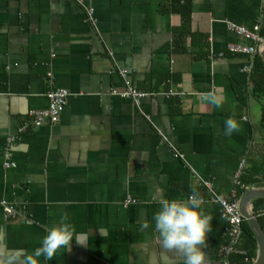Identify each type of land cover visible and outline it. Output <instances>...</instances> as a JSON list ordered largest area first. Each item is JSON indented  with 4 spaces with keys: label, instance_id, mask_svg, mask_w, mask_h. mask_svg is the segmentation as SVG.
Returning a JSON list of instances; mask_svg holds the SVG:
<instances>
[{
    "label": "crops",
    "instance_id": "1",
    "mask_svg": "<svg viewBox=\"0 0 264 264\" xmlns=\"http://www.w3.org/2000/svg\"><path fill=\"white\" fill-rule=\"evenodd\" d=\"M168 1L0 0V203L20 212L8 219L0 206V264H184L156 231L161 198L207 199L198 178L227 195L264 162L247 61L217 57L244 42L226 22L253 26L264 0H193L185 50L176 51L181 19L163 11ZM120 69L150 94L139 107L111 94L125 88ZM54 89L69 93L64 111L33 127L28 113L46 109ZM230 117L239 130L228 136ZM126 198L136 204L125 208ZM202 206L213 216L206 264H222L218 206ZM65 218L76 237L69 249L35 257Z\"/></svg>",
    "mask_w": 264,
    "mask_h": 264
},
{
    "label": "built area",
    "instance_id": "2",
    "mask_svg": "<svg viewBox=\"0 0 264 264\" xmlns=\"http://www.w3.org/2000/svg\"><path fill=\"white\" fill-rule=\"evenodd\" d=\"M87 16L88 19L93 22V10L91 8H87ZM259 23V20L256 21L255 25H253V27L250 29L245 26L226 22L227 31L238 36L244 42L227 44L225 52L218 53L217 57L222 58L226 54H229L231 56H243L245 58L247 57V64L242 67V71L250 74L253 67V59L255 55L259 53L261 44L264 42L262 37L259 35ZM209 54V58L214 57L211 51ZM117 72V74L122 79L125 88L120 92L112 91L111 94L117 95L123 99L131 100L137 107H139L140 100L144 97L149 96L150 94L136 90L131 85L126 70L120 69ZM68 97L69 93L64 89H54L49 91L46 95V98L48 100L47 108L43 110H32L28 113V118L31 125L37 128L41 127L44 124L55 123L64 111ZM174 153H176L179 158H183V155L178 153L175 149ZM4 166L6 168H9L14 167L15 165L13 163H5ZM242 166L243 163L238 169V174L239 172H241ZM197 186L199 187L201 192L203 191L207 194V199L203 198L202 204H204L205 202H210L218 206V208L220 209L221 217L226 223L224 230L226 235V242L218 247L217 257L222 264H229V258L232 254L243 253L239 249H237L238 243L242 236V221L244 219L242 218L239 211V200L236 198V191L233 190L227 195L219 194L215 190L211 182L199 178L197 179ZM122 204L126 208L129 205L136 204V200L132 198H126ZM0 206L2 208L4 216L8 219L14 218L20 213L16 205L8 204L6 201H2L0 203Z\"/></svg>",
    "mask_w": 264,
    "mask_h": 264
},
{
    "label": "clouds",
    "instance_id": "3",
    "mask_svg": "<svg viewBox=\"0 0 264 264\" xmlns=\"http://www.w3.org/2000/svg\"><path fill=\"white\" fill-rule=\"evenodd\" d=\"M212 103L220 106L214 96ZM238 130L234 119L228 118L225 134L231 136ZM202 203L203 197L197 192H193L188 198H161L160 207L153 217L163 247L182 253L184 264H206L207 255L203 249L206 247V235L212 231L213 216L205 211ZM74 231L73 225L67 223L65 218L43 237L41 246L34 252L35 257L44 256L51 260L62 247L69 249L75 237ZM76 241L83 244L77 239ZM31 264H35V261H31Z\"/></svg>",
    "mask_w": 264,
    "mask_h": 264
},
{
    "label": "trees",
    "instance_id": "4",
    "mask_svg": "<svg viewBox=\"0 0 264 264\" xmlns=\"http://www.w3.org/2000/svg\"><path fill=\"white\" fill-rule=\"evenodd\" d=\"M192 1L193 0H169L167 5L163 6L164 12L178 15L181 19V25L179 28L174 30L173 35L172 47L175 51L178 48L185 50L184 47L179 44V40H182L186 35H189ZM258 20L260 22L259 35L264 40V9L261 15L255 20V23ZM255 23L253 25H255ZM252 27L253 26L248 28L251 29ZM202 57H209L208 49L205 50V53ZM245 59L248 61L247 57ZM167 79H169V77L166 78V80ZM250 81L252 84V93L260 103L261 116L259 125L264 139V63L259 54L255 55L253 59ZM153 90H157V86L154 87ZM249 187L264 188V162L259 167H253L250 171H246L240 176L239 185L236 187V198L239 199L246 192V188ZM251 212L257 218L264 232V199L253 200L251 202ZM215 214L217 215V220H219L222 225L220 227L219 237L216 240L217 246H220L226 242V235L224 232L226 223L224 219H222L220 209L218 207H216ZM237 249L243 253L232 254L229 258V264H253L257 251L256 240L245 220L242 221V236L238 243Z\"/></svg>",
    "mask_w": 264,
    "mask_h": 264
},
{
    "label": "water",
    "instance_id": "5",
    "mask_svg": "<svg viewBox=\"0 0 264 264\" xmlns=\"http://www.w3.org/2000/svg\"><path fill=\"white\" fill-rule=\"evenodd\" d=\"M260 56L264 63V49L261 51ZM256 199H264V188H254L246 191L239 201V211L256 240L257 251L253 264H264V232L257 218L251 212V201Z\"/></svg>",
    "mask_w": 264,
    "mask_h": 264
}]
</instances>
